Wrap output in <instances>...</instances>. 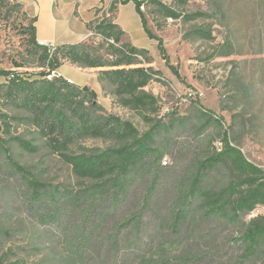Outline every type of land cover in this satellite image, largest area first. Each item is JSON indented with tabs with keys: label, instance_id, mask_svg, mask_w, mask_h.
<instances>
[{
	"label": "rangeland",
	"instance_id": "obj_1",
	"mask_svg": "<svg viewBox=\"0 0 264 264\" xmlns=\"http://www.w3.org/2000/svg\"><path fill=\"white\" fill-rule=\"evenodd\" d=\"M20 1L0 0V71L40 78L46 66L30 40L33 17ZM141 2L148 34L140 25L133 35L149 59L140 56L137 66L156 74L138 90L140 102L124 104L128 95L99 79V70L108 67L62 60L63 68L56 70L69 84L95 92L101 106L95 115L119 118L135 136L86 133L68 110L76 131L64 126L47 133L20 96L5 99L8 79L0 74L3 264H264V236L253 252L244 240L253 224L264 226V203L248 206L243 199L252 184L241 182L256 176L236 171L231 158L203 164L228 144L263 170L256 178L264 182V0ZM80 3L93 6L91 14L73 13L87 20L90 31L80 43L102 60H114L118 53L106 44L113 40L99 32L104 33L106 18L113 20L115 0ZM121 43H127L123 36L114 45ZM149 131V152L134 161L137 168L124 171L118 185L111 182L114 174H92L109 161L87 168V157L116 152ZM64 155L85 159L72 164ZM34 180L42 187H33ZM53 191L89 197L95 202L91 214L78 218L74 207L45 205ZM50 208L60 212L56 220L48 215Z\"/></svg>",
	"mask_w": 264,
	"mask_h": 264
},
{
	"label": "trees",
	"instance_id": "obj_2",
	"mask_svg": "<svg viewBox=\"0 0 264 264\" xmlns=\"http://www.w3.org/2000/svg\"><path fill=\"white\" fill-rule=\"evenodd\" d=\"M126 1H133L135 8L141 17V22L145 27L143 13L140 10V6L142 4L141 0H122V3ZM114 5L115 3L113 6ZM34 21L35 19L33 18L32 25H30L28 29L31 38L30 40L36 50L40 51V57L43 64H45L47 71L40 72V78H26L14 71H0V74H4L6 77L12 75L8 78L6 85H4L5 99L7 101H12V98L20 96V100L22 101L23 99V101H25L21 102L22 105L34 113H37L36 118L40 123L41 129L47 130V133H53L56 130L60 131L64 126L71 127L72 130L76 129L77 126L75 127L71 124V122H69L68 117L64 112V110H68L72 113L74 118L79 121L80 128L86 133L105 137L115 136L118 139L135 136L136 132L134 128H132V126L128 123H121L119 118L110 115H95L96 111L101 110V106L95 102L97 98L95 92L85 91L84 88H79L76 85L69 84L64 78L57 77L56 75L48 80L45 78V75H49L51 71H56L61 66L62 60H67L79 67H108V69L99 70V79H107L114 84L115 92L117 94L128 95V98L123 100L124 104H137L140 102V96L137 95L138 90L141 89L140 87L147 84L154 77V74H156V72L150 67L146 69L144 67L137 66V64L141 62L139 60L140 56H144L145 61L149 59L144 55L146 50L136 48L129 43H121L119 46H115V43L120 42V37L123 32L115 23H113L112 20H108V18H106L105 21L103 20L105 24L103 30L104 33L102 34L101 31L98 32L100 35L105 36L104 39L113 40L112 43L106 40L105 41L111 51L118 53L116 54L114 60L110 62L102 60V58L96 54L95 51H90L91 49L87 46V44L80 42L73 44H60L56 46L53 51H51L47 46L37 42L35 38V27L33 25ZM101 24L102 22L99 25ZM101 26H99L100 30ZM144 31L148 34V30L146 28ZM17 66L20 65L18 64ZM24 74L27 73L24 72ZM0 88L3 87L1 86ZM150 134L151 133L149 131L140 139L133 140L130 144H123L116 152L112 151L111 153V151H102V153H99L98 155L87 157L86 162L89 163L87 168H91V164L95 162L99 163L104 161L107 163L109 161L110 164L92 174L101 177L114 174L111 182L114 181L115 184L118 185V182L122 181L123 174H126L124 171L134 168V166H138V162L134 161L144 158L146 153L149 152L146 145V139L151 137ZM71 135L72 134L69 135L68 141L70 140ZM51 139L54 140L53 142L55 144L61 143L57 138ZM24 144L29 145L27 142H24ZM62 157L72 164L77 163L78 160L85 159L84 156L64 155ZM160 157L161 156H159V158ZM223 158H231L235 170L242 174L256 177L263 175V170L249 162L237 148L228 144H226V148L223 152L207 157L203 164H215ZM74 166L79 170L81 169L80 165ZM256 177L245 179L241 182L245 184H252V188L249 193L243 197V199L247 201L248 206H252V202L264 203V182L259 180L260 177L259 179ZM31 185L38 188L42 187V185L38 184L36 180L31 181ZM103 185L104 184L101 186L104 187ZM232 188L234 191H237L238 185L233 184L231 189ZM106 190L108 191L109 188H106ZM47 198V203L53 201L57 203V205L59 204V206H64L65 208L63 210L74 207L78 210L76 212L78 218L91 214L90 211L95 204V202H90L91 199L89 197L79 198L69 191H53L52 193L47 194ZM47 203L45 205H50V203ZM182 212L183 209H180L178 212L177 222L179 223L184 219L183 216H179ZM58 213L60 212H55L54 208H50L48 215H50L53 220H56ZM263 236L264 226L258 227L253 224L250 229H247V234L244 238V240L250 241V245L246 248H251V252H253L257 244V247L260 246V240ZM70 244H72V242H70ZM252 245L255 246L253 249ZM155 263L156 262L153 264ZM0 264H3L1 260Z\"/></svg>",
	"mask_w": 264,
	"mask_h": 264
},
{
	"label": "crops",
	"instance_id": "obj_3",
	"mask_svg": "<svg viewBox=\"0 0 264 264\" xmlns=\"http://www.w3.org/2000/svg\"><path fill=\"white\" fill-rule=\"evenodd\" d=\"M90 1L95 2L97 0ZM20 2L23 4L24 11L35 19L33 23L35 38L39 44L50 48L64 43H79L90 34L85 25L87 20L83 16L78 17L73 13L84 11L91 14L93 6L85 8L80 0H21ZM115 5L116 11L113 16V23L123 32L122 36L127 43L140 48L136 46L133 33L134 29L137 30L142 26V22L133 1L122 3V0H115ZM99 16H101V13ZM78 22L80 26H78ZM141 29L144 30L143 26ZM66 36L71 39H67ZM61 68L63 67L61 66Z\"/></svg>",
	"mask_w": 264,
	"mask_h": 264
},
{
	"label": "built area",
	"instance_id": "obj_4",
	"mask_svg": "<svg viewBox=\"0 0 264 264\" xmlns=\"http://www.w3.org/2000/svg\"><path fill=\"white\" fill-rule=\"evenodd\" d=\"M55 47L51 46L50 49H54ZM57 76V77H61L60 73L56 72V71H51V73L47 76V78L51 79V77L53 76ZM68 83H72L71 79L69 78H64Z\"/></svg>",
	"mask_w": 264,
	"mask_h": 264
},
{
	"label": "flooded vegetation",
	"instance_id": "obj_5",
	"mask_svg": "<svg viewBox=\"0 0 264 264\" xmlns=\"http://www.w3.org/2000/svg\"><path fill=\"white\" fill-rule=\"evenodd\" d=\"M54 49H55V48H54ZM54 49H53V50H54ZM49 50H50V49H49ZM53 50L51 49V51H53ZM11 76H12V75H11ZM11 76H9V77H11ZM9 77L7 76V79H8Z\"/></svg>",
	"mask_w": 264,
	"mask_h": 264
},
{
	"label": "water",
	"instance_id": "obj_6",
	"mask_svg": "<svg viewBox=\"0 0 264 264\" xmlns=\"http://www.w3.org/2000/svg\"><path fill=\"white\" fill-rule=\"evenodd\" d=\"M86 88H84V90H85Z\"/></svg>",
	"mask_w": 264,
	"mask_h": 264
}]
</instances>
